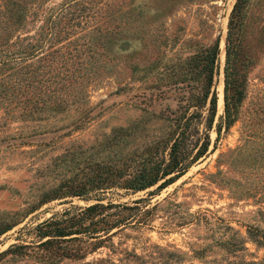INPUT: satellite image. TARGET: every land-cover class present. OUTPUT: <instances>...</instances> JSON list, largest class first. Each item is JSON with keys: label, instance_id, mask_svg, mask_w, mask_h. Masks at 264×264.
<instances>
[{"label": "rangeland", "instance_id": "1", "mask_svg": "<svg viewBox=\"0 0 264 264\" xmlns=\"http://www.w3.org/2000/svg\"><path fill=\"white\" fill-rule=\"evenodd\" d=\"M62 1L26 0L18 30L36 34ZM234 2L80 0L92 15L58 52L0 67V228L13 224L0 234V264H264V240L254 239L264 234V0L242 2L254 63L238 119L219 137L211 129L206 153L168 185L124 186L146 156L167 151V115L199 90L196 54L216 37L215 120L223 112ZM48 57L66 59L73 85L61 70L32 76ZM94 202L113 203L99 210L120 224L102 245L38 244L37 223Z\"/></svg>", "mask_w": 264, "mask_h": 264}, {"label": "trees", "instance_id": "2", "mask_svg": "<svg viewBox=\"0 0 264 264\" xmlns=\"http://www.w3.org/2000/svg\"><path fill=\"white\" fill-rule=\"evenodd\" d=\"M29 1L40 3L41 0ZM243 1L245 0H235L227 22L223 67V112L215 120L217 115L215 82L219 74V37H216L213 43L203 47L196 54L199 57L196 63V72L200 80L199 90L190 93L183 104L172 109L167 115L173 126L167 151L156 149L154 153L146 156L144 161L137 165L134 173L125 179V187L136 191L157 184L156 188L161 189L173 182L206 153L211 141V129H214L216 137H219L222 129L227 130L238 119L240 105L247 91L249 67L254 63L250 49L245 45L242 37ZM79 4L80 0H63L53 9L43 11V22L33 35L18 30L23 26L28 14L26 0H0V67L7 63L17 64L22 60L27 62L37 55L42 56L47 53L51 56V53L58 52L63 47L56 45L58 39L68 35L71 26L81 24L83 18V23L87 22V16L92 15L89 11L86 12L82 3L78 6ZM25 39L27 40L23 42ZM13 45L15 47L10 49L9 47ZM222 52L223 49L220 55ZM46 59L48 63L32 69V76L42 68L44 69L41 70L42 75L52 69L61 70L65 73L62 78L69 79L67 85H73L76 79L71 67L68 72L66 59L63 57L56 60L49 57ZM60 86H63V83ZM96 186L104 188L108 185L97 183ZM113 205V203L94 202L68 217L51 216L44 219L35 225L40 238L38 244L50 245L62 240L83 238L92 244L90 250L96 249L102 245L106 236L112 234L111 229L120 225L118 220L110 221L99 210ZM12 226L13 224L4 225L0 228V234ZM79 234H84L85 237ZM254 239L263 241L264 234ZM80 248L82 247H76L74 254H78Z\"/></svg>", "mask_w": 264, "mask_h": 264}]
</instances>
